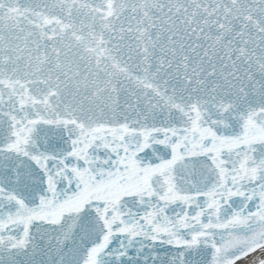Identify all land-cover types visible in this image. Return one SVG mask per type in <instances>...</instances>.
Wrapping results in <instances>:
<instances>
[{"label":"snow or ice","instance_id":"1","mask_svg":"<svg viewBox=\"0 0 264 264\" xmlns=\"http://www.w3.org/2000/svg\"><path fill=\"white\" fill-rule=\"evenodd\" d=\"M264 264V0H0V264Z\"/></svg>","mask_w":264,"mask_h":264},{"label":"bare ground","instance_id":"2","mask_svg":"<svg viewBox=\"0 0 264 264\" xmlns=\"http://www.w3.org/2000/svg\"><path fill=\"white\" fill-rule=\"evenodd\" d=\"M241 264H244V262H241Z\"/></svg>","mask_w":264,"mask_h":264}]
</instances>
